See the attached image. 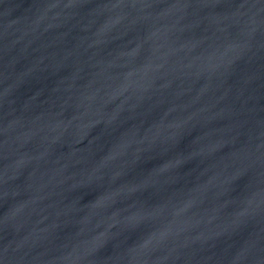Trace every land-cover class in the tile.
Wrapping results in <instances>:
<instances>
[{
  "label": "water",
  "instance_id": "1",
  "mask_svg": "<svg viewBox=\"0 0 264 264\" xmlns=\"http://www.w3.org/2000/svg\"><path fill=\"white\" fill-rule=\"evenodd\" d=\"M0 264H264V0H0Z\"/></svg>",
  "mask_w": 264,
  "mask_h": 264
}]
</instances>
